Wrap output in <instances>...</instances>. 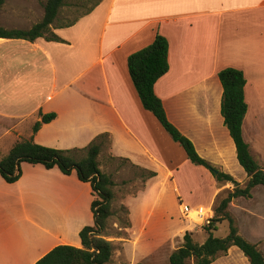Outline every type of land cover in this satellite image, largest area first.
Masks as SVG:
<instances>
[{
    "label": "crops",
    "instance_id": "0c3cea01",
    "mask_svg": "<svg viewBox=\"0 0 264 264\" xmlns=\"http://www.w3.org/2000/svg\"><path fill=\"white\" fill-rule=\"evenodd\" d=\"M15 17L14 10L3 7L0 26L12 28ZM54 33L61 42L0 40V157L23 139L70 150L108 134L98 160L102 154L125 159L133 177L135 170L141 177V170L156 174L128 199L142 207V217L147 210L140 201L152 190L154 204L139 223L143 227L152 217L156 228L144 236L141 247L135 245L141 226L126 202L129 237L115 238L113 246L121 244L120 255L128 264H170L179 247L167 250L173 232L162 230L155 218L158 210L167 213V194L179 198L180 183L198 173L204 182L208 179L209 194L203 205H189L213 208L218 194L232 183L220 184L208 169L193 168L197 166L184 149L144 109L129 73V57L149 47L158 34L169 41L170 70L156 83V96L198 154L244 186L248 175L221 113L219 72L235 68L244 73L248 112L243 137L264 169V0H103L73 26L57 25ZM51 113L57 118L34 134L40 114ZM100 169L107 172L101 163ZM252 194L235 199L229 211L239 234L264 254V186ZM93 201L91 184L80 181L76 172L65 175L58 168L23 163L18 182L9 184L0 175V264H36L58 246L82 248L81 231L94 226ZM192 228L194 234L206 231ZM183 242L184 235L178 243ZM212 264L250 261L234 246Z\"/></svg>",
    "mask_w": 264,
    "mask_h": 264
},
{
    "label": "trees",
    "instance_id": "16d2710c",
    "mask_svg": "<svg viewBox=\"0 0 264 264\" xmlns=\"http://www.w3.org/2000/svg\"><path fill=\"white\" fill-rule=\"evenodd\" d=\"M7 0H0V11ZM103 0H99L87 12L71 23L58 25L59 27L73 26L79 19L89 15ZM67 5V0H47L44 18L30 29H6L0 26V40H24L34 42L39 38L48 41L61 42L54 29L60 17L61 10ZM169 41L157 35L154 42L147 48L132 54L128 60V69L145 110L151 112L160 122L164 130L185 151L188 160L196 166H202L209 171L215 169L204 160L196 151L194 144L169 121L160 98L155 94V85L159 79L170 70ZM219 79L223 87L221 113L224 124L229 130L240 165L248 175V182L225 190L227 196L220 200L218 194L213 208L215 216L210 226H204L209 232L208 239L200 244L194 240L193 232H186L184 242L170 256V264H212L220 256L226 255L231 247H238L249 259L250 264H264V254L257 245L249 242L239 234L234 218L229 211L231 203L239 198H252L256 187L264 186V169H262L251 154L249 145L243 137V122L248 112L245 99L246 78L244 73L235 68H227L219 72ZM40 120L34 125L36 134L43 125L57 118L55 113L40 114ZM109 140L108 134L98 136L85 148L59 150L39 145L33 138L23 139L13 145L8 154L0 157V175L9 183L14 184L22 177V164L42 165L46 169L58 168L63 174L77 173L80 181L90 183L94 201V226L84 228L80 233L82 248L73 246H58L40 259L36 264H109L114 255L113 242L108 241L105 233L108 220L113 216L112 202L113 189L116 185L113 178L101 171L99 156ZM115 159V158H112ZM117 160V159H116ZM128 162L125 159H120ZM142 171L143 183L156 176L154 172ZM221 183L238 184L230 175L219 172L214 175ZM213 206V207H214ZM127 214L130 210L125 208ZM224 221L230 225L229 235L226 238L215 237L212 231ZM131 227V221L125 223V229Z\"/></svg>",
    "mask_w": 264,
    "mask_h": 264
},
{
    "label": "rangeland",
    "instance_id": "374dc122",
    "mask_svg": "<svg viewBox=\"0 0 264 264\" xmlns=\"http://www.w3.org/2000/svg\"><path fill=\"white\" fill-rule=\"evenodd\" d=\"M99 0H67V5L61 10L60 17L57 22V25H65L71 23L79 16L87 12L90 8H92L95 3ZM47 0H7L4 6V10H14L16 17L13 19V25L10 29H30L35 24L41 22L44 18L45 10L44 6ZM9 14V13H8ZM6 16V18H4ZM3 19H7V14L3 13V18L1 21L4 22ZM11 19V18H10ZM2 23V22H1ZM99 162L102 165V168L107 171L105 173L109 174L113 180L116 182V185L113 189L114 192V200L112 202V211L113 216L108 220V227L106 230L107 240L113 242L115 238H128L129 237V229H125L126 221L130 220V215L127 214L125 208L129 207L126 205V202L129 206H132L134 209L135 218H139L136 220V226L140 223L141 211L142 207L136 203V201H130L131 197L137 195L138 191L142 189L143 180L141 174L138 170H135L134 177L131 175L133 168L125 161L112 159L110 156L101 155ZM193 165V164H192ZM189 165V166H192ZM196 166V165H193ZM202 170V167H193ZM108 169V170H107ZM131 170V171H130ZM212 172V171H210ZM130 173V174H129ZM213 177V172L210 173ZM192 177H189V182L186 184H181V192L180 197L178 198L175 193H168L165 198L164 204L167 207V213H161V210L157 211L155 216L156 219L160 220L162 223V230L168 232H173L174 242L170 241L167 243V250L170 248H178L182 246V244L178 243L180 240V236L186 234V232H192L190 229L192 225L189 221L183 216L182 209L177 207V203L179 201L185 204L191 205H203L200 204L201 201L205 200L208 197V192L210 188V183L208 179L204 182L198 173H192ZM215 175V174H214ZM238 183V182H237ZM232 186L225 189L229 191H233L235 187ZM221 191L220 200L227 196L228 191ZM253 196V194H252ZM155 195L152 190L145 197L144 200L140 201L141 206L146 208L147 211L143 212L147 216L149 211L154 204ZM250 199V198H249ZM128 200V201H127ZM249 202V200H246ZM253 201V200H251ZM180 202V203H181ZM206 206H210V202H206L204 204ZM217 204H215L216 206ZM215 206L213 208H215ZM231 206V205H230ZM230 208V207H229ZM150 209V210H149ZM165 215V216H164ZM141 217V220L144 221V218ZM235 221V220H234ZM245 221V220H244ZM143 222H141L140 226ZM237 226V224H235ZM178 227V228H177ZM156 228V225L153 222L152 217H149L143 227L139 229L136 239L135 245L141 247L144 241V236L153 231ZM177 228V229H176ZM176 229V230H175ZM193 230V228H192ZM230 225L228 221H224L217 226L216 231H212L215 237L218 238H226L229 235ZM209 237V232H198L194 234V240L200 244H203L206 237ZM179 238V239H178ZM120 241V240H119ZM118 241V242H119ZM125 242L124 240H121ZM122 249L121 244H117L114 247L113 256H117V259L111 261L109 264H128L125 257L122 259V255H120V251ZM142 264V263H135Z\"/></svg>",
    "mask_w": 264,
    "mask_h": 264
},
{
    "label": "built area",
    "instance_id": "2783aa9c",
    "mask_svg": "<svg viewBox=\"0 0 264 264\" xmlns=\"http://www.w3.org/2000/svg\"><path fill=\"white\" fill-rule=\"evenodd\" d=\"M183 216L192 223L193 228L210 226L215 216L213 208L204 206L192 207L181 202Z\"/></svg>",
    "mask_w": 264,
    "mask_h": 264
},
{
    "label": "water",
    "instance_id": "95a60500",
    "mask_svg": "<svg viewBox=\"0 0 264 264\" xmlns=\"http://www.w3.org/2000/svg\"><path fill=\"white\" fill-rule=\"evenodd\" d=\"M212 172L215 174V175H218L219 174V171L216 170V169H213ZM239 184H235V187H238Z\"/></svg>",
    "mask_w": 264,
    "mask_h": 264
}]
</instances>
